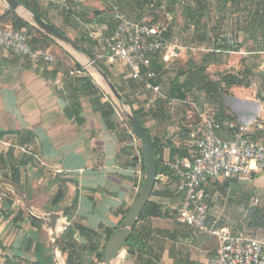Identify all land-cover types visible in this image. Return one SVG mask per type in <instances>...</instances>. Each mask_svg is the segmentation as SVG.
<instances>
[{
    "label": "crops",
    "instance_id": "0c3cea01",
    "mask_svg": "<svg viewBox=\"0 0 264 264\" xmlns=\"http://www.w3.org/2000/svg\"><path fill=\"white\" fill-rule=\"evenodd\" d=\"M0 1V21L4 23L6 21L2 16L9 8L4 0ZM30 1L42 18L72 38L69 23L77 16L70 11L74 8L68 5L72 6L76 0ZM231 1L226 5L248 3V0ZM59 8L67 11L57 15L55 11ZM15 14L26 21L25 11ZM100 16L92 19L95 28L98 24L106 26L99 23ZM216 20L214 34L210 33L206 23L201 37L190 35V39L194 38L192 44L184 43L178 32L171 37V27L166 35L168 44L164 52L173 53L165 57L163 53L159 54L161 57L157 55L152 66L158 73L159 86L165 94V88L171 81H185L188 63L198 64L206 59L209 79L220 81L217 99L209 98L204 92L186 93L185 99L172 98L167 103L152 91H145L138 98L137 89L131 88L133 81L128 78L126 67L119 65L120 68L108 69L113 81L108 78L113 83L117 78L127 84L124 92L131 99L132 108L146 111L144 126L148 127L160 149L158 157L162 169L168 162L183 158L179 155L180 149H185V157L188 156L186 140L199 133L203 117L219 122L222 126L220 136L224 138L233 137L236 129L244 125L249 138L264 142V30L260 23L253 22L260 19L246 16L243 20L235 12H227ZM191 28L193 31V25ZM105 30L107 36L102 39L97 37L100 36L97 29L90 36L105 41L110 34L107 27ZM229 39L234 40L236 45H229ZM52 44L43 42L37 48L50 51ZM59 49L67 53L72 63L82 65L60 45ZM69 60L58 57L47 68L41 69L28 59L0 48V179L14 182L37 216L47 217L53 210L63 209L61 218L55 222L57 249H54L49 234L51 231L46 229L45 223L32 217L13 186L0 182V196L5 195L0 199L1 264H30L36 260L66 264L67 254L62 248L70 243L78 246L85 242L77 227L95 231L92 241L101 249L106 244V232L119 225L138 194L135 189L138 185V163L132 164V153L135 155V152L128 126L118 118L115 104L91 75L104 91L101 101L112 103L113 129L107 127L100 110L91 104L89 95L75 94L70 84L73 77L87 73L77 71L79 75H72ZM81 69H85L83 65ZM228 75H235L246 84L226 85L223 78ZM160 101L165 102L164 112H156ZM166 105L182 106V109L170 110ZM68 178L77 181L79 194L75 203L65 208L70 205L75 189V185L67 181ZM176 185L177 179L170 170H162L156 175L149 200L158 203L165 214L147 217L139 223L153 230L147 240L151 248L142 253L152 259L155 254L158 255L157 264H214L216 237L196 233L179 223L176 215L170 212L175 208L179 210L183 197L176 190ZM60 189L64 198L54 204V197ZM204 193L209 207L207 223L218 228L226 227L232 233L238 232L248 207H264V172L241 178L209 180ZM255 199H258L257 203ZM65 210H69L68 218L63 216ZM242 230L248 229L244 226ZM248 231L253 233L251 236L264 239L262 228ZM121 251L125 264L137 263L134 258L127 257L125 249ZM76 256L94 259V253L86 255L78 252L73 258Z\"/></svg>",
    "mask_w": 264,
    "mask_h": 264
},
{
    "label": "built area",
    "instance_id": "2783aa9c",
    "mask_svg": "<svg viewBox=\"0 0 264 264\" xmlns=\"http://www.w3.org/2000/svg\"><path fill=\"white\" fill-rule=\"evenodd\" d=\"M157 13V12H156ZM114 27L106 38V55L109 63L124 65L128 78L137 83L136 97L145 91H152L170 103L154 81L158 73L153 68V60L167 48L166 35L173 20L171 12H165L162 19L152 21L147 15L140 19L125 16L115 8L110 13ZM229 45H236L232 39ZM264 50V43L262 44ZM0 48L20 55L30 62L47 68L56 58L44 48H34L31 35L25 27L14 28L0 21ZM222 126L219 122L203 117L199 133L186 140L188 156L167 163L168 169L177 179L176 190L183 194L176 220L192 228L195 232L209 234L217 239L216 260L214 264H264V239L244 233L233 234L226 227H215L207 223L209 207L205 202L204 188L209 180L220 178H241L251 173L264 172V142L247 136V127L239 126L231 138L220 136ZM129 133L130 129L128 128ZM137 157L138 185L140 190L143 170L138 140L131 134ZM142 174V175H141ZM5 196L2 194L0 199ZM258 202V199H255Z\"/></svg>",
    "mask_w": 264,
    "mask_h": 264
},
{
    "label": "trees",
    "instance_id": "16d2710c",
    "mask_svg": "<svg viewBox=\"0 0 264 264\" xmlns=\"http://www.w3.org/2000/svg\"><path fill=\"white\" fill-rule=\"evenodd\" d=\"M22 2L24 5L28 6L31 8L34 12L40 15V13L35 9L34 5L31 3L30 0H19ZM174 1L176 0H168L169 7L170 5L174 4ZM228 1L231 0H222L223 4H227ZM232 2V1H231ZM206 2H199L197 9L201 10L204 9L206 6ZM127 6H131L130 3H127ZM169 7L167 6V10H169ZM118 11H120V8H118ZM196 9V8H195ZM192 9V10H195ZM96 15V14H95ZM193 14H191L192 16ZM41 16V15H40ZM142 13L138 15V18L142 17ZM257 16L260 19L261 25H264V15L260 14L258 11H254V15ZM248 17H251L248 15ZM3 19L7 22H11L12 26L14 28H20V27H25L30 34H33L32 38V46L34 48H37L40 43L47 42L49 41L50 43L55 44L49 37H47L44 33H42L39 29L36 27L30 25L27 23V21L23 20L17 14H15L14 11L8 10L5 12L2 16ZM157 20V19H156ZM254 22V21H253ZM99 23H106L107 29L111 32L114 24L111 22L107 23L104 19H100ZM252 23V22H251ZM253 24V23H252ZM253 28V26H251ZM63 33V32H62ZM81 40L86 42L89 46L92 47L95 41L92 40V37L90 35H85L83 38L81 37ZM84 52L86 55L91 57L92 59L95 60L97 65L106 73V75L112 79V75L110 71L103 65L102 62L98 60L96 57V54L91 50L87 49L84 45H82L78 41H74ZM159 57H161L159 55ZM158 57V58H159ZM162 60V59H161ZM76 70H79L84 74L83 69H81V65L74 62ZM206 59L203 62L200 63H188V69L186 71V79L184 82L179 83L178 81L174 80L171 81V83L168 85V87L165 88V94L168 98H177V99H185L186 98V93L189 94H195V93H207V96L209 98L217 99V96L220 95V93L217 91L218 87H220V81L213 82L209 79L208 74L206 73ZM72 75H75L74 71H72ZM223 80H225V84H246L242 79H238L235 75H228V77H224ZM155 84H159L158 78L155 79L154 81ZM72 89L74 90L75 94H83V95H89V100L91 104L95 107V109L100 110L102 113V118L105 124L109 129H113L114 124L112 120V116L114 114V108L112 106V103L109 101H101V99L104 97V91L93 81V79L89 75H82V76H75L73 77L72 83ZM115 85L117 88L120 90L122 95L126 98L127 101H129L130 105L132 106L133 103L129 97V95L125 94L124 89L120 88L116 82ZM137 87H139L137 85ZM131 88L135 89L136 87L131 85ZM167 102V101H165ZM164 101H160V105L156 112H164V106L165 103ZM75 106H78V104L75 103ZM74 107V105H73ZM134 113L136 116L141 120L143 126L145 125L144 123L147 120V113L146 111H143L142 109H133ZM155 112V113H156ZM151 114V113H150ZM154 114V112H153ZM152 114V115H153ZM155 115V114H154ZM146 131L149 132L148 127L144 126ZM124 130L126 132L127 128L124 127ZM150 134V133H149ZM131 136V134H130ZM151 136V135H150ZM132 137V136H131ZM152 138V136H151ZM153 146H154V152H155V157H156V175L160 171L167 172L169 171L168 167L166 166L164 169L160 166V157H158L160 149L158 148L156 142L152 139ZM134 151V149H133ZM132 164L136 165L137 163V157L132 153ZM141 168L143 170V161L141 163ZM254 173V172H253ZM252 174V173H251ZM63 185V184H62ZM153 192V190H152ZM152 194V193H151ZM64 198V192L62 189H60L57 194L54 197L53 203H57L61 201ZM68 212L69 210H65L63 213V216L68 218ZM165 213L162 212L161 206L153 202L152 200H148L147 203L145 204L142 212L140 213L136 224L132 228L131 234L129 239L127 240L125 246L123 249L126 250L127 257L134 258L135 261L137 262L135 264H157L156 261L158 259V255H154V258L150 257H144V253L148 252L151 248L150 245H148V239L151 236V233L153 232L152 228L143 227L140 226L139 223L147 218V217H160L164 216ZM245 226L246 229L250 230H256L257 228H262L264 230V207H257V206H250L247 208L246 212L244 213V217L242 219V223L239 225V231L234 232L233 234H238L241 233L243 230V227ZM78 231L83 234V237L85 239V242L82 245H75V244H68L65 247L62 248L63 252L67 254L66 258V264H98L102 263V255H103V250L104 246L101 249H98V246L96 245L95 242L92 241V238L95 237V231H91L86 228L82 227H77ZM113 230H108L106 232V241L112 234ZM78 252H83L84 254L91 255L94 253V259L88 260L85 258L77 257V262L75 263V258L73 256L77 254ZM144 252V253H142ZM143 255V257H142ZM30 264H50L46 260H36L33 263ZM125 264V263H124Z\"/></svg>",
    "mask_w": 264,
    "mask_h": 264
},
{
    "label": "rangeland",
    "instance_id": "374dc122",
    "mask_svg": "<svg viewBox=\"0 0 264 264\" xmlns=\"http://www.w3.org/2000/svg\"><path fill=\"white\" fill-rule=\"evenodd\" d=\"M76 1L77 2H75L72 6L68 5V7L70 6L74 8V9H71L70 11H72L73 14L77 16L76 20L73 19L69 23V27H70L69 31L71 30L70 35L72 36L71 39L73 41H78L85 47L91 49L96 55H106L107 45L105 41L101 42V41H98L97 38H94V39L92 38V40L95 42L92 45V47L91 46L89 47V45H86L87 44L86 42L81 40V36L83 38V36L85 35L86 36L90 35V33L95 29H97L98 33H100L99 34L100 36H97V37H100V39H102L103 36L104 37L107 36L106 30H105V27L107 26L105 25L101 26L100 24H98L99 26L97 25V27L95 28L96 25L95 23L92 22V19L94 17H97L98 15H101L99 18V21L100 19H104L107 23H109L110 22L109 13H111L117 7L120 8L121 13L127 17L135 19V18H138V15L140 13H142L143 16L147 15V17L149 19H152V21L153 20L156 21V19H162L164 17L165 12H171L173 15V20L171 24V27L173 29L171 28L172 30L171 37L174 32H178L181 36L182 41L186 44L194 43V38L190 39V35H193V37L194 35L195 37L202 36L203 34L202 32L204 28L203 25L206 23L209 25V29L211 30L210 33L213 35L214 29L216 27L215 22L216 23L218 22L216 18L222 15V13L226 14L227 12H230V13L235 12L237 14V17L238 18L241 17L243 20L248 15L252 17L254 15V11H258L260 14L264 15V0H250V1L248 0L247 4L243 2H239L238 4H236V6L223 4L222 0H176L174 1V4L170 5V7H169L168 0H76ZM203 1L207 3L205 8L201 10L197 9L198 3L203 2ZM127 3L128 4L130 3L131 6L128 7ZM167 6L169 7V10L166 9ZM1 9H2V1H0V12H1ZM192 9H195V10H192ZM66 11H63V8H59L58 10L56 9L55 12L57 15H62V13L64 14ZM191 14L193 15L191 16ZM82 15H85V17ZM78 21H82L83 24L78 23ZM262 21H264V18ZM254 22L261 24L259 20L254 21ZM4 23L12 25L10 21L9 22L6 21ZM27 23L32 25L30 18L27 20ZM191 25H193L194 27L193 31H192ZM262 29L264 30V25L262 26ZM183 32L184 34H182ZM30 35H31V42H32L33 34H30ZM261 36L263 37V35ZM54 43L55 44H52L53 49L50 50L52 55L55 58L64 57L69 60V56H67V53H65L62 49H59V45L56 42ZM98 60L102 62L103 65L107 69H109V67L120 68L119 64L117 63L107 62L104 56L98 58ZM70 63L71 64L69 65V67L71 68V71H74V73L76 74L77 71L79 70H76L74 63H72L71 61ZM84 63H85L84 64L85 69L83 71L86 72L88 75H93L94 79L98 81V79L96 78L97 76L95 75V72L93 68L89 65L88 61ZM122 67H125V66L122 65ZM76 75H79V74H76ZM115 82L122 89H124V87L127 86V84L125 83L123 79L115 78ZM130 85L135 86L136 87L135 89L139 88L137 87L138 84L135 82H132ZM101 87L104 89L109 99L113 101V103L115 104L116 101L111 96L109 89L105 85ZM115 107H116L118 118L123 119V121L126 123V118L121 108H119V106L117 105V103L115 104ZM181 107L182 106H176V105L167 106L166 105V108L170 110L171 109H182ZM125 109H128V108H125ZM170 212L173 216L176 215L177 217V214H178L177 208H175V210H171ZM243 232L244 234L245 233H248L249 235L253 234L252 232H249L248 230H243ZM196 233H199V232H196ZM64 235H66V233ZM69 236H70V233H69ZM58 251H59V248H58ZM123 254H124L123 251L119 253L116 259V262L118 264H124ZM88 260H91V259L88 258L87 261ZM76 262H77V257L75 258V263ZM126 264H131V263H126Z\"/></svg>",
    "mask_w": 264,
    "mask_h": 264
},
{
    "label": "water",
    "instance_id": "95a60500",
    "mask_svg": "<svg viewBox=\"0 0 264 264\" xmlns=\"http://www.w3.org/2000/svg\"><path fill=\"white\" fill-rule=\"evenodd\" d=\"M7 4L8 8L13 10L14 12L25 11V19L26 21L30 18L31 24L39 29L46 36L55 41L58 45L68 51L71 55H73L83 66L84 62L88 61L89 65L93 68L95 75L97 76L101 82L97 81L101 86L105 85L109 91L111 96L115 99L119 108H121L125 118L126 124L130 129L131 134L138 140L141 151V158L143 161V178L140 185V190L134 200V203L127 214L124 216L119 225L113 230L112 234L106 241L104 246L103 255H102V263L101 264H118L116 259L120 253V251L124 248L127 240L130 237L132 228L136 224V221L142 212L145 204L150 199L152 190L155 185L156 180V157L154 152V146L152 142V138L149 132L146 131L143 126L141 120L136 116L133 111L132 106L129 101L122 95L120 90L117 88L115 83H113L106 73L97 65V63L85 54V52L67 35L63 34L57 27L47 22L44 18H42L39 14L34 12L31 8L24 5L19 0H4ZM22 9V10H21ZM81 65V66H82ZM85 68V67H84ZM93 77V75H91ZM115 103V104H116ZM128 108V109H125ZM179 155L185 157L187 152L185 149H180ZM67 181L73 183L75 185L74 194L70 201V205H73L78 198L79 189L78 183L76 180L72 178H68ZM1 183L9 184L13 186V188L20 194L25 205L36 220L39 222L45 223L46 229L50 230V239L52 240L54 249L57 240V235L55 234V222L57 219L61 218L62 208H57L53 210L50 214L45 217L44 221L40 219V216H37L31 211L29 206L27 197L24 195L23 191L11 180L8 179H0ZM46 220V221H45ZM1 264V263H0Z\"/></svg>",
    "mask_w": 264,
    "mask_h": 264
},
{
    "label": "bare ground",
    "instance_id": "6f19581e",
    "mask_svg": "<svg viewBox=\"0 0 264 264\" xmlns=\"http://www.w3.org/2000/svg\"><path fill=\"white\" fill-rule=\"evenodd\" d=\"M97 79H98V78H97ZM98 81L101 82L99 79H98ZM40 219L44 221L45 217L40 216ZM54 229H55V234L57 235V232H56V224H55ZM49 234H50V233H49ZM56 247H57V246H56ZM55 249H57V248H55ZM56 252H57V254H58V251H56ZM56 257H57V256H56ZM56 259H57V258H56ZM56 261H57V260H56Z\"/></svg>",
    "mask_w": 264,
    "mask_h": 264
}]
</instances>
